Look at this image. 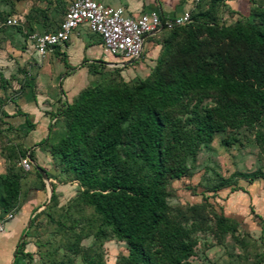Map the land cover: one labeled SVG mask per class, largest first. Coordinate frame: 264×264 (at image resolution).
Masks as SVG:
<instances>
[{"label": "trees", "instance_id": "16d2710c", "mask_svg": "<svg viewBox=\"0 0 264 264\" xmlns=\"http://www.w3.org/2000/svg\"><path fill=\"white\" fill-rule=\"evenodd\" d=\"M224 1L197 0L188 8L189 22L160 29L159 50L145 77L81 87L58 113L63 133L37 143L58 165L57 172L75 183L73 200L97 219L94 237L123 242L127 264H193L188 260L193 226L170 218L167 184L188 172L187 162L210 143L217 128L249 126L264 110V0L250 19L215 25L212 10ZM58 21L42 29L25 19L22 24L28 32H45L56 29ZM3 28L21 32L20 27ZM208 40H227L241 51L213 47ZM101 63L89 62L88 72L97 74ZM208 97L213 105L201 106ZM175 114L185 116L188 129ZM255 141L264 140L256 134ZM27 156L32 158L30 151ZM240 176L249 182L264 179V170ZM20 177L10 165L0 175V216L18 207ZM226 183L221 179L212 190ZM50 187L52 200L54 184ZM227 221L218 218L220 231L228 228ZM23 244L19 241L17 249ZM85 264L104 263L86 258Z\"/></svg>", "mask_w": 264, "mask_h": 264}, {"label": "rangeland", "instance_id": "374dc122", "mask_svg": "<svg viewBox=\"0 0 264 264\" xmlns=\"http://www.w3.org/2000/svg\"><path fill=\"white\" fill-rule=\"evenodd\" d=\"M70 1L0 0V17L3 14L16 15L38 29L51 28L62 17ZM262 1L226 0L213 8V23L233 25L250 19L253 9ZM157 33L144 40L140 56L132 63L123 65L124 61L117 56H101L98 60L103 63L96 66L97 74L84 77V72L78 71L69 79L72 83L94 84L130 83L145 77L159 50L156 42L162 36ZM22 44L26 43L13 28H0V70L3 73L0 76V115L3 103L27 94L33 90V83H38V88L57 97L59 87L49 88L46 83L67 81H60L68 69L54 54L48 57L45 53L42 58L30 55L38 65L33 66L29 58L21 55ZM208 45L231 52L241 51L240 46L227 40H208ZM107 62L116 65L107 66ZM213 101L212 97L204 98L200 105L210 106ZM188 103H193V99ZM175 116L181 118V128L188 129L185 116ZM0 127V153L7 160V166L10 165L21 176L26 173L27 179L32 173L35 185L42 187L47 195L48 186L44 180L41 185L33 172L34 167L24 172L19 165V159L25 155L24 147L30 146V137L23 139V132L15 127L1 123ZM256 134L264 140V110L249 126L217 128L210 143L200 146L194 160L187 162L188 172L167 184L170 218L184 226H193L190 234V239L194 240L193 252L188 258L193 264H264V179L256 178L249 182L240 176L264 170V141L258 144ZM43 150L46 152L45 148ZM48 156L52 174L51 180L47 178L54 184L55 195L52 200H47L46 196L43 204L33 212L40 211L31 224L27 222L21 234L24 244L17 253L26 264H57L58 261L62 264H85L86 258L98 259L104 264H127L122 259L126 256L123 242L110 236L94 237L97 219L89 208L73 200L75 183L58 173V165ZM53 164L55 167L52 168ZM221 179H226V185L212 190ZM221 216L228 219L225 231H220L216 224Z\"/></svg>", "mask_w": 264, "mask_h": 264}, {"label": "crops", "instance_id": "0c3cea01", "mask_svg": "<svg viewBox=\"0 0 264 264\" xmlns=\"http://www.w3.org/2000/svg\"><path fill=\"white\" fill-rule=\"evenodd\" d=\"M104 1L111 6L122 7L124 12L131 16H137L142 12L149 11H155L163 16H173L191 6L190 0ZM18 34L21 36L20 33ZM28 48V45L22 44L21 55L25 59L29 58L33 66H38L30 56L34 53L29 52ZM46 54L48 57L54 54L58 61H62L64 68L68 69V72H64L60 79V81L67 79L66 83H46L49 88L58 86L59 96H51L38 88L40 86L38 83H33V90L31 89L27 94L1 105L0 123L3 126L15 127L21 130L24 135L23 139L27 136L30 137L28 138L30 146L24 148L25 154L31 151L32 158L28 157L31 168L33 164H38L39 167L48 173L47 176L50 178L49 156L42 146L37 145V143L46 136L49 141H55L63 133V125L58 115L60 109L81 87L89 84L72 83V79H69V77L78 71L84 72V77H87L90 74L87 70L89 62L95 61L99 63L101 61L98 59L101 56L113 55L105 51L98 36L90 33L84 26L74 30L67 41L51 46L47 49ZM109 65L114 66L116 63L107 62V66ZM37 71L38 69L36 70L35 78L37 77ZM1 72L0 70V76L2 77L3 73ZM42 151L45 154H42ZM6 167L7 160L0 153V175L5 173ZM22 176L19 179L18 207L15 210L8 211L11 212L12 217L4 220L3 230L0 232V264H26L23 257L17 253V244L21 241V234L32 213L43 204L47 196L42 187L35 185L36 181L32 173L28 179L26 178V173ZM1 192L0 186V194ZM24 250L22 251L24 252Z\"/></svg>", "mask_w": 264, "mask_h": 264}, {"label": "built area", "instance_id": "2783aa9c", "mask_svg": "<svg viewBox=\"0 0 264 264\" xmlns=\"http://www.w3.org/2000/svg\"><path fill=\"white\" fill-rule=\"evenodd\" d=\"M197 0H190L191 4ZM188 9L173 16H163L155 11L142 12L137 16L127 15L120 6H111L104 0H72L67 5L56 29L52 31L28 32L20 16L10 15L0 20L2 27H20L21 37L28 50L42 58L47 49L67 41L79 27L98 36L103 49L120 57L123 61L138 58L144 40L162 28H170L189 22ZM19 165L27 171L31 168L27 154L19 159ZM12 217L11 212L0 216V232L4 220Z\"/></svg>", "mask_w": 264, "mask_h": 264}, {"label": "water", "instance_id": "95a60500", "mask_svg": "<svg viewBox=\"0 0 264 264\" xmlns=\"http://www.w3.org/2000/svg\"><path fill=\"white\" fill-rule=\"evenodd\" d=\"M135 60H136V58L135 59L126 60V61L122 62L121 64H123V65L130 64V63H132ZM33 167H34L35 171H37L39 173V175L41 176L42 180H44L46 182L47 186H48V188H47V200H48L50 198L52 189L50 187V183H49V180L47 178V175H46L45 171L41 167L37 166L36 164H33Z\"/></svg>", "mask_w": 264, "mask_h": 264}]
</instances>
